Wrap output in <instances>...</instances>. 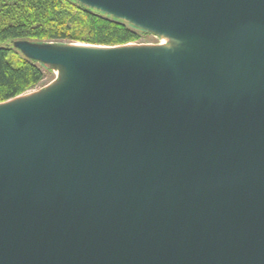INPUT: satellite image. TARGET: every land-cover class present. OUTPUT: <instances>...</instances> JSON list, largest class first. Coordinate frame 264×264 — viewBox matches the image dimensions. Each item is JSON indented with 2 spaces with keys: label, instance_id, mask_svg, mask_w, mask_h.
<instances>
[{
  "label": "water",
  "instance_id": "obj_1",
  "mask_svg": "<svg viewBox=\"0 0 264 264\" xmlns=\"http://www.w3.org/2000/svg\"><path fill=\"white\" fill-rule=\"evenodd\" d=\"M75 1L172 42H15L0 264H264V0Z\"/></svg>",
  "mask_w": 264,
  "mask_h": 264
},
{
  "label": "trees",
  "instance_id": "obj_2",
  "mask_svg": "<svg viewBox=\"0 0 264 264\" xmlns=\"http://www.w3.org/2000/svg\"><path fill=\"white\" fill-rule=\"evenodd\" d=\"M143 30L75 0H0V102L36 86L49 72L14 43L79 41L124 45Z\"/></svg>",
  "mask_w": 264,
  "mask_h": 264
},
{
  "label": "rangeland",
  "instance_id": "obj_3",
  "mask_svg": "<svg viewBox=\"0 0 264 264\" xmlns=\"http://www.w3.org/2000/svg\"><path fill=\"white\" fill-rule=\"evenodd\" d=\"M144 33H141V35L139 36V38L132 42V43H129L130 45H135V46H142V44H150V43H153V44H156L159 42V44L161 45H166L168 43H171L172 40H170L169 38L167 37H163L161 38L160 36L158 38H156V35L150 33V32H147V31H143ZM176 42V40H174ZM37 43H41V42H37ZM55 43H59V44H69V43H72V44H77V45H87V43L83 44V42H79V41H71V42H66V41H62V42H55ZM15 45V43H14ZM92 45H95V44H92ZM91 46V45H89ZM43 68H45L46 70H49L48 73H46L45 77L36 85L34 86L33 88L25 91L24 93L20 94V96H27V95H30L32 94L33 92H35L37 89L41 88V87H44L46 86L48 83H50L54 77H55V73L53 71V67L49 66V65H43ZM53 68V69H52Z\"/></svg>",
  "mask_w": 264,
  "mask_h": 264
},
{
  "label": "bare ground",
  "instance_id": "obj_4",
  "mask_svg": "<svg viewBox=\"0 0 264 264\" xmlns=\"http://www.w3.org/2000/svg\"><path fill=\"white\" fill-rule=\"evenodd\" d=\"M78 46H83V47H94V46H89V45H78Z\"/></svg>",
  "mask_w": 264,
  "mask_h": 264
}]
</instances>
